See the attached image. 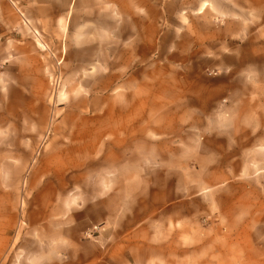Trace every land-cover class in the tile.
Returning <instances> with one entry per match:
<instances>
[{
    "label": "crops",
    "instance_id": "0c3cea01",
    "mask_svg": "<svg viewBox=\"0 0 264 264\" xmlns=\"http://www.w3.org/2000/svg\"><path fill=\"white\" fill-rule=\"evenodd\" d=\"M106 34L107 58H100ZM39 38L65 68L64 83L83 82L87 72L95 88L108 66L110 104L97 112L108 117L77 121L53 159L60 167L31 171L23 192L18 179L5 184L0 169V264H213L211 235L195 212L180 217L184 203L154 198L133 211V187L157 193L166 184L178 193L180 172L147 164L133 172L132 145L140 144L146 163L203 154L217 161L229 149L235 157L227 159L242 161L249 144L259 154L264 72L255 67H264V0H0V84L44 72ZM229 62L252 66L234 76L237 94L252 98L251 121L227 119L233 107L214 99L213 82L233 80L222 67ZM149 64L215 65L224 73L157 75L153 85ZM237 137L240 146L223 145ZM94 226L97 234L85 238Z\"/></svg>",
    "mask_w": 264,
    "mask_h": 264
},
{
    "label": "rangeland",
    "instance_id": "374dc122",
    "mask_svg": "<svg viewBox=\"0 0 264 264\" xmlns=\"http://www.w3.org/2000/svg\"><path fill=\"white\" fill-rule=\"evenodd\" d=\"M108 35L99 37V45L102 48L100 58H107ZM39 39L38 59L44 72L14 74L11 83L7 81L0 84V169L5 172V184H11L18 179L22 192L31 171L60 167L53 159L59 158L61 151L67 148L66 144L70 141V136H73L77 121L91 123L93 119L97 121V116L101 114L105 118L108 117V112H97L100 106L110 104L108 95L112 91L107 65L101 67L103 71L95 82V88L87 72L83 74V82L79 80L76 84L73 77L64 83L60 79V70L63 69L64 72L65 68L57 62L55 51L52 53L45 48L44 40ZM220 67L181 64L157 67L149 64V79L153 80V83L149 84H155L157 75L167 78L175 74H190L197 80L202 75L212 78L216 73H224V68ZM222 67H227L226 74L232 75L233 80L226 86L219 80L213 82L212 87L219 91V95L214 99L218 100L219 104L233 107L232 112H227V119L251 121L252 98L237 94L234 76L242 71L250 74L253 71L252 66L229 62L227 66ZM255 68V71L264 72V67ZM2 70L0 66V72ZM77 89L84 95H75ZM111 103H114L113 100ZM159 115L161 114H157L158 117ZM260 120H264V116H260ZM240 142L238 137L230 138L225 140L223 145L226 148L230 144L235 147L240 146ZM253 147L255 146L252 144L244 145L245 158L248 159L242 161L227 159L235 157L229 149L222 153L217 161L211 159L209 154H203L201 158L193 160L181 158L174 162L163 160L146 163L139 159L140 144H133V159L130 164L133 172L145 168L146 164L147 167L151 165L161 169L174 168L180 172L178 193L166 191L170 188L166 184L164 191L157 193H145L140 191V187H133V211H140L148 200L154 198L163 203L179 200L185 204L181 205L180 217H187L188 211L195 212L196 217H200V224L197 226L206 228L207 234L211 235L213 264H264V145L257 146L259 154L255 156L251 154ZM106 148L101 145L100 151H106ZM66 152L68 151H65V155ZM94 154L97 159L99 150ZM72 156L83 158V153L72 151ZM253 156L255 159H252ZM78 169L77 166L71 170ZM234 172L238 174L234 175ZM199 188L202 190L199 191ZM188 202L193 205L189 207ZM97 227L98 231L100 226ZM97 231L93 235L97 234ZM86 233L87 231L85 238L93 237L87 236Z\"/></svg>",
    "mask_w": 264,
    "mask_h": 264
},
{
    "label": "built area",
    "instance_id": "2783aa9c",
    "mask_svg": "<svg viewBox=\"0 0 264 264\" xmlns=\"http://www.w3.org/2000/svg\"><path fill=\"white\" fill-rule=\"evenodd\" d=\"M98 227L94 226L91 230L87 231V236H93V234L97 231Z\"/></svg>",
    "mask_w": 264,
    "mask_h": 264
}]
</instances>
